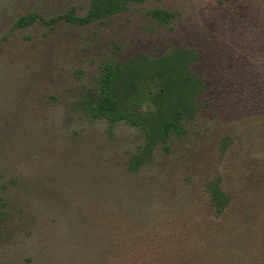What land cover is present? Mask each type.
I'll use <instances>...</instances> for the list:
<instances>
[{
    "label": "rangeland",
    "instance_id": "rangeland-1",
    "mask_svg": "<svg viewBox=\"0 0 264 264\" xmlns=\"http://www.w3.org/2000/svg\"><path fill=\"white\" fill-rule=\"evenodd\" d=\"M88 2L0 0V264H151L210 219V184L264 219V0H147L46 24ZM30 12L42 21L15 28ZM172 49L194 56L196 109L130 171L142 132L89 121L76 102L103 64Z\"/></svg>",
    "mask_w": 264,
    "mask_h": 264
},
{
    "label": "trees",
    "instance_id": "trees-1",
    "mask_svg": "<svg viewBox=\"0 0 264 264\" xmlns=\"http://www.w3.org/2000/svg\"><path fill=\"white\" fill-rule=\"evenodd\" d=\"M145 1L89 0L83 16H76L70 8L47 19L46 24L63 21L82 27L123 13L129 4ZM147 15L161 24L171 17L154 9ZM38 20L42 21L41 16L30 12L18 17L14 27L24 28ZM193 60L188 50L172 49L155 59L137 55L124 63H105L81 90L76 105L85 119L124 122L142 132V144L129 161L130 171L144 164L156 145L185 135L199 91L188 72ZM206 190L210 219L199 221L195 229L183 233L169 247L156 249L151 264H264L262 207L232 199L216 184Z\"/></svg>",
    "mask_w": 264,
    "mask_h": 264
}]
</instances>
